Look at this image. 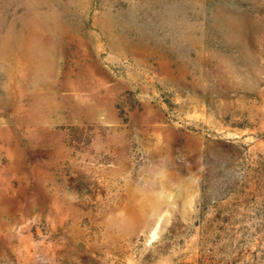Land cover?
<instances>
[{
	"label": "rangeland",
	"instance_id": "obj_1",
	"mask_svg": "<svg viewBox=\"0 0 264 264\" xmlns=\"http://www.w3.org/2000/svg\"><path fill=\"white\" fill-rule=\"evenodd\" d=\"M0 264H264V0H0Z\"/></svg>",
	"mask_w": 264,
	"mask_h": 264
}]
</instances>
